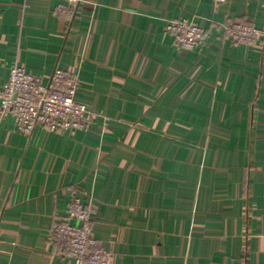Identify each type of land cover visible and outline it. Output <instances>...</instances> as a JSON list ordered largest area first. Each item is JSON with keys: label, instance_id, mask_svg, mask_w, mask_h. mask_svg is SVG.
Masks as SVG:
<instances>
[{"label": "crops", "instance_id": "1", "mask_svg": "<svg viewBox=\"0 0 264 264\" xmlns=\"http://www.w3.org/2000/svg\"><path fill=\"white\" fill-rule=\"evenodd\" d=\"M0 0V89L15 64L47 81L82 66L93 110L74 135L19 132L0 113V264H74L50 236L74 197L93 205L111 264H264V0ZM193 17L201 51L167 20Z\"/></svg>", "mask_w": 264, "mask_h": 264}, {"label": "built area", "instance_id": "2", "mask_svg": "<svg viewBox=\"0 0 264 264\" xmlns=\"http://www.w3.org/2000/svg\"><path fill=\"white\" fill-rule=\"evenodd\" d=\"M84 0H67L56 13H67L70 21L77 16ZM167 31L179 51H201L208 44V33L193 17L167 20ZM223 36L236 44L253 45L264 41V29L250 20H229L222 24ZM82 66L77 69L56 67L47 81L26 67L15 64L0 89V113L9 112L19 132L31 136L36 130L74 135L87 131L93 110L76 99L82 83ZM93 205L80 197L69 203L67 214L51 227L53 243L61 245L64 256L74 264H111L110 252L96 236L91 214Z\"/></svg>", "mask_w": 264, "mask_h": 264}, {"label": "trees", "instance_id": "3", "mask_svg": "<svg viewBox=\"0 0 264 264\" xmlns=\"http://www.w3.org/2000/svg\"><path fill=\"white\" fill-rule=\"evenodd\" d=\"M58 245V244H57ZM60 247H61V245H60Z\"/></svg>", "mask_w": 264, "mask_h": 264}]
</instances>
